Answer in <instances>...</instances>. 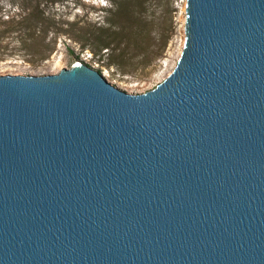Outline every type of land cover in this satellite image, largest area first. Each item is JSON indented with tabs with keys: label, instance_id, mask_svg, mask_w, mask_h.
Wrapping results in <instances>:
<instances>
[{
	"label": "water",
	"instance_id": "water-1",
	"mask_svg": "<svg viewBox=\"0 0 264 264\" xmlns=\"http://www.w3.org/2000/svg\"><path fill=\"white\" fill-rule=\"evenodd\" d=\"M185 11L143 94L0 76V264H264V0Z\"/></svg>",
	"mask_w": 264,
	"mask_h": 264
},
{
	"label": "rangeland",
	"instance_id": "rangeland-1",
	"mask_svg": "<svg viewBox=\"0 0 264 264\" xmlns=\"http://www.w3.org/2000/svg\"><path fill=\"white\" fill-rule=\"evenodd\" d=\"M124 1L129 0H0V76H49L82 63L132 94L153 90L183 50L187 0H147L137 13L147 21L146 31L138 36L128 30L132 60L118 66L112 50L98 47L96 38L98 27L112 22L115 30L140 25L117 15ZM36 7L43 13L41 22L33 19ZM29 19L34 28H27Z\"/></svg>",
	"mask_w": 264,
	"mask_h": 264
},
{
	"label": "trees",
	"instance_id": "trees-1",
	"mask_svg": "<svg viewBox=\"0 0 264 264\" xmlns=\"http://www.w3.org/2000/svg\"><path fill=\"white\" fill-rule=\"evenodd\" d=\"M147 0H129L121 2L117 5V15L125 16L126 19L131 21H137L139 24H132L131 26H121V29L115 30L114 24H112L109 27H98L99 35L96 38V41L99 43L98 47L102 49H111L112 50V58L114 60V63L118 66H123L127 61H131L132 57L130 55L131 49L130 45L126 43L128 42L126 40V33L130 29L131 33H134L138 36L144 35L146 29L145 26L147 24V21L143 17H137L138 9H144L145 3ZM33 19L36 22L43 21V13L40 11L39 7H36V10L33 13ZM116 15V14H115ZM31 22L30 26H27V28H34L35 25L32 24V20H27ZM131 21H129L131 23ZM129 23V24H130ZM136 23V22H135ZM23 23H21L22 25ZM127 24V25H129ZM148 25V24H147ZM125 44V45H123Z\"/></svg>",
	"mask_w": 264,
	"mask_h": 264
}]
</instances>
